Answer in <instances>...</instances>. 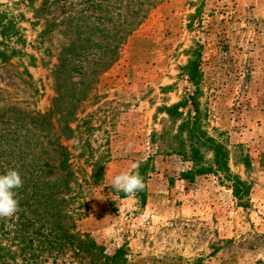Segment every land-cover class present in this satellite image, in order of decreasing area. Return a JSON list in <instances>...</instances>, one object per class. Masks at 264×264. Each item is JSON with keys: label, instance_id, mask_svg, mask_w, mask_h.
<instances>
[{"label": "rangeland", "instance_id": "rangeland-1", "mask_svg": "<svg viewBox=\"0 0 264 264\" xmlns=\"http://www.w3.org/2000/svg\"><path fill=\"white\" fill-rule=\"evenodd\" d=\"M0 13L12 22L0 50L17 52L0 61V174L30 170L44 150L57 172L52 148L63 145L76 229L107 255L124 247L126 264H264V0H0ZM195 51L205 128L250 187L245 204L214 174L184 178L191 164L151 141L170 123L165 107L195 91L185 69ZM148 159L143 197L112 188ZM54 253L46 264H91Z\"/></svg>", "mask_w": 264, "mask_h": 264}, {"label": "trees", "instance_id": "trees-1", "mask_svg": "<svg viewBox=\"0 0 264 264\" xmlns=\"http://www.w3.org/2000/svg\"><path fill=\"white\" fill-rule=\"evenodd\" d=\"M4 18L5 14L0 13V37L7 39L6 32L11 29L7 24L12 25V22L9 21L4 25ZM0 44L6 45L4 42ZM15 53L17 52L14 49H11L9 54L6 50H0V61H7ZM194 53V57L188 61L185 69L188 79L195 86V91L186 98L185 102L165 107L170 123L160 131H154L151 134V141L163 154L178 155L191 164L189 169L182 172L184 178L192 180L197 175L214 174L220 183L231 188L232 195L239 203L245 204L250 187L240 177L231 174L226 146L210 136L205 128V113L198 101L201 76L199 55L196 54L197 51ZM63 65L61 59L53 70L55 85L60 92L52 107L54 111H59L63 97L60 79ZM70 70L82 73L75 64H72ZM186 104H189L187 115L180 119L179 110ZM50 113L51 110L38 117L44 121ZM66 116L67 114L59 113L58 120L64 121L63 127L71 132ZM178 119H180L179 123ZM52 149L56 154L53 160L57 161V165L54 166L57 172H52L53 166L49 164L51 152L48 150L32 156L30 170L15 169L21 175L23 186L16 190L19 210L11 217L0 218V264H46L45 259L54 252L56 256H65L70 252L73 257H89L91 264H126L124 247L116 249L112 255H107L104 248L87 233H80L76 229V219L73 210L70 209V202L76 198L71 188L73 172L70 170V154L68 149L60 144ZM149 160L140 162L133 171V174L138 172L143 177V181L147 177ZM244 163L249 164L247 161ZM92 166L94 173L100 169V166L97 167V162H93ZM144 192L145 187L138 192V196L143 197Z\"/></svg>", "mask_w": 264, "mask_h": 264}, {"label": "clouds", "instance_id": "clouds-1", "mask_svg": "<svg viewBox=\"0 0 264 264\" xmlns=\"http://www.w3.org/2000/svg\"><path fill=\"white\" fill-rule=\"evenodd\" d=\"M22 186L23 180L17 170L7 169L4 174H0V218L11 217L19 210L16 190ZM111 186L115 191L130 195L143 190L145 184L138 172L131 174L124 171L112 178Z\"/></svg>", "mask_w": 264, "mask_h": 264}]
</instances>
